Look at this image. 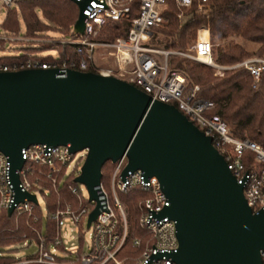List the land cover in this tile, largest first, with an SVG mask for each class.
Instances as JSON below:
<instances>
[{
	"label": "built area",
	"instance_id": "1",
	"mask_svg": "<svg viewBox=\"0 0 264 264\" xmlns=\"http://www.w3.org/2000/svg\"><path fill=\"white\" fill-rule=\"evenodd\" d=\"M11 7L14 0H1ZM209 0H201L199 7L207 6ZM181 11L177 14L183 20V10L192 0H176ZM167 0H89L83 14L84 31L74 32L54 41L70 45L78 55L61 54L57 49L51 59H42L36 53L13 62H1L0 71L24 68H57L64 76L69 68L92 70L102 74L121 77L153 99L174 104L196 126L211 136L212 144L223 155L227 166L239 182H243V193L253 211L264 207V147L248 137H236L226 122L218 115L206 112L214 106L210 99L197 95L196 84L186 90L185 76L169 67V58L179 55L216 68V74L224 69L244 67L254 77V82L264 76V57L248 56L231 64L216 63L212 55V42L206 25L197 29L191 46L181 49L158 44L159 28L164 23L162 12ZM136 10V15L132 11ZM129 20L130 25L125 36H116L113 40L98 39L97 35L109 20ZM207 29V35L201 36V29ZM20 33V34H19ZM16 35L1 31L0 39L5 41L32 40L22 32ZM253 152L252 163L247 165L243 159L245 150ZM78 151V150H77ZM77 151L70 144L31 143L21 148L24 159L18 175L17 186L21 191L33 193L36 201L24 197L15 200V184L11 178L8 155L0 151V212L16 217L25 216L27 224L33 228L35 237H25L21 248L33 249L25 252L24 258L17 264H122V255L129 225L125 203L119 192L140 190L145 193L139 201L138 224L144 229V235H135L132 245L139 248L134 264H177L172 253L178 248L176 221L162 211L169 205L167 195L162 190L156 175H145L141 169L122 171L127 164L125 154L114 162L111 176V197L100 180L97 193L101 207L99 213L87 226L89 212L95 206V200L83 199L80 188L74 183L80 173L78 161L73 162ZM86 155V154H85ZM83 155L81 154L80 157ZM73 162V163H72ZM66 189L76 196L75 201L57 200L50 208L49 196ZM38 192L46 204V220L42 223V209L38 201ZM75 202V203H74ZM13 206L11 213L8 208ZM40 214H34L35 209ZM70 219L82 229L83 223L91 228V241L86 249L81 244L75 249L64 245L61 237V221ZM32 222H38L34 226ZM81 233V231H80ZM264 264V250L260 252Z\"/></svg>",
	"mask_w": 264,
	"mask_h": 264
},
{
	"label": "water",
	"instance_id": "2",
	"mask_svg": "<svg viewBox=\"0 0 264 264\" xmlns=\"http://www.w3.org/2000/svg\"><path fill=\"white\" fill-rule=\"evenodd\" d=\"M73 1L79 10L73 31L83 32L89 0ZM35 142L87 149L74 178L96 201L87 226L101 207L96 186L102 165L125 154L122 175L129 169L156 175L167 195L162 214L176 221L177 264H262L264 207L252 210L243 182L211 136L174 104L92 70L69 68L64 76L57 68L0 71V151L10 160L16 201H36L35 194L19 189L15 172L24 161L21 148Z\"/></svg>",
	"mask_w": 264,
	"mask_h": 264
},
{
	"label": "trees",
	"instance_id": "3",
	"mask_svg": "<svg viewBox=\"0 0 264 264\" xmlns=\"http://www.w3.org/2000/svg\"><path fill=\"white\" fill-rule=\"evenodd\" d=\"M200 3L201 0H192L191 5L183 10L184 19L181 20L177 15L181 9L176 0H167L162 12L164 23L159 28L158 44L183 47L196 37L201 25H206L216 62L231 64L253 54L264 57V0H209L207 6L202 8L199 7ZM78 11L73 0H14L0 22V32H19L21 18L26 35L42 34L49 29H57L63 35H75L72 28ZM136 13V10L132 11L131 16ZM129 25L126 19L109 20L97 38L113 40L116 36H125ZM4 44L5 40L0 39V46L4 47ZM249 44L256 45L255 49L249 48ZM56 47L62 55L69 53L73 58L78 56L70 45L58 43ZM25 49L39 50L38 46H25L21 53L1 55L0 61L10 63L25 58L29 55ZM37 55L42 59L52 58L51 55ZM169 67L185 76L186 90L197 84V95L214 102V106L206 112L208 115L220 116L234 136L248 137L264 147V76L255 83L253 75L244 67L224 69L220 75L211 65L178 55L169 58ZM252 158L253 152L245 150L243 159L247 165L252 163ZM113 167L110 160L102 165L101 181L105 186L109 185ZM67 192L70 197L75 196ZM144 195L140 190L119 192L128 213L129 230L125 249L132 250L135 235L145 234L138 224L139 201ZM12 216L2 212L0 220L10 223ZM15 241L11 238L0 239V264L10 262L12 249L6 246ZM122 264L134 263L126 260Z\"/></svg>",
	"mask_w": 264,
	"mask_h": 264
},
{
	"label": "rangeland",
	"instance_id": "4",
	"mask_svg": "<svg viewBox=\"0 0 264 264\" xmlns=\"http://www.w3.org/2000/svg\"><path fill=\"white\" fill-rule=\"evenodd\" d=\"M7 7L2 3L0 0V22L3 20L5 13H6ZM184 19V18H183ZM21 28L19 32H22L24 34V29H23V21L21 18H19ZM73 29V28H72ZM19 32L13 33L11 32L10 34L16 35ZM20 34V33H19ZM25 37H32V40H15V41H5L4 47L0 46V56L1 55H11V54H18L23 52V47L25 46H38V49H29L26 50L29 55L30 54H42V55H55L57 51V44L56 41H54L55 38H60V37H66L69 34L63 35V33L59 32L57 29H52V30H45L42 32V34H34V35H26L24 34ZM160 36V33H159ZM210 36V35H209ZM195 38H193L189 43H187L183 47H179L181 49H185L189 46L192 45L194 42ZM256 45L254 44H249V48L255 49ZM176 48V47H172ZM36 50V51H35ZM213 59L214 58V52L212 51ZM179 56V55H178ZM250 56H262V55H257L253 54ZM183 57V56H181ZM187 58V57H186ZM193 60V59H192ZM216 62V61H215ZM219 63V62H216ZM221 64V63H219ZM228 64V63H224ZM214 70L216 71V68L214 67ZM221 75V74H220ZM87 149H81L78 150L75 154V157L73 159V162L78 161V166L80 167L85 154H86ZM83 155L80 157V155ZM72 162V163H73ZM79 188L80 192L84 197V201L87 202V197H88V191L85 187V185L81 182H74ZM105 186V185H104ZM110 197H111V189H110V184L108 186H105ZM38 201L41 205L42 209V223H45L46 220V204L45 201L42 197V195L38 192ZM76 200V196L70 197L68 195V192L66 190H61L60 193L53 192L51 196H49L48 201L50 203V208L52 209L54 207V203L57 202V200H60L61 202L64 201H73ZM74 200V201H75ZM75 203V202H74ZM126 206V205H125ZM2 212H0L1 215ZM34 214L38 215L40 214V210L37 208L34 210ZM139 215V214H138ZM25 216H12L11 217V222L10 223H3L0 220V239L2 238H11V239H16L17 241L12 242L6 246V248L12 249L10 254H12V258L9 263L7 264H17L16 262L22 258H24L25 252H29V250L33 249V247H30V249H25L21 248V243L24 240L25 237H35V232L32 227H30L27 224ZM34 226H38V222H32L29 220ZM129 225V223H128ZM81 231V233H80ZM91 233L92 230L91 228H88L85 223L82 225V229L74 223L71 222L70 219H63L61 221V237L63 240L64 245L69 247L70 249H75L78 247V245L81 244L82 249H86L87 245L91 241ZM132 250H129L128 248L125 249L122 253L124 257V261L126 260H131L134 263V256L138 254L139 248H134V246H131Z\"/></svg>",
	"mask_w": 264,
	"mask_h": 264
},
{
	"label": "bare ground",
	"instance_id": "5",
	"mask_svg": "<svg viewBox=\"0 0 264 264\" xmlns=\"http://www.w3.org/2000/svg\"><path fill=\"white\" fill-rule=\"evenodd\" d=\"M201 36H206L207 35V29L206 28H202L201 31Z\"/></svg>",
	"mask_w": 264,
	"mask_h": 264
}]
</instances>
